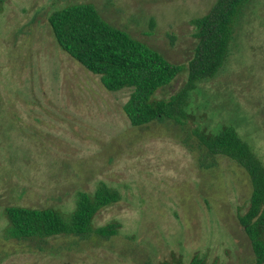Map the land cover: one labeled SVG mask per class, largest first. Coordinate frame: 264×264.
<instances>
[{
    "label": "rangeland",
    "instance_id": "obj_1",
    "mask_svg": "<svg viewBox=\"0 0 264 264\" xmlns=\"http://www.w3.org/2000/svg\"><path fill=\"white\" fill-rule=\"evenodd\" d=\"M215 0H4L0 5V264H253L237 214L251 193L245 171L226 157L203 169L193 128L234 127L264 163V0H249L235 26L223 69L190 98L194 123L131 126L127 89L110 92L54 40L48 16L91 3L104 20L174 64L187 65L196 45L191 20ZM180 73L157 92L168 98ZM190 134L189 148L185 139ZM99 182L120 201L94 218L118 222L109 238L5 240L6 207L69 212L79 191Z\"/></svg>",
    "mask_w": 264,
    "mask_h": 264
},
{
    "label": "trees",
    "instance_id": "obj_2",
    "mask_svg": "<svg viewBox=\"0 0 264 264\" xmlns=\"http://www.w3.org/2000/svg\"><path fill=\"white\" fill-rule=\"evenodd\" d=\"M59 1V0H53ZM249 0H215L203 16L192 19L196 45L187 65L171 63L160 52L133 38L102 18L91 3L71 4L48 16V24L59 48L85 70L99 76L110 92L127 89L123 112L133 127L170 121L178 126L194 123L189 110L192 93L199 84L213 79L224 67L243 9ZM4 0H0V5ZM186 72L181 88L168 98L157 92ZM194 148L203 169L214 166V157H226L247 174L251 193L245 212L237 214L253 254V264H264V163L234 127L223 125L216 133L205 128L191 129ZM190 134L185 139L189 148ZM119 191L99 182L92 193L79 191L74 208L63 212L54 208L6 207L5 240L41 244L55 237L109 238L120 224L110 222L95 227L94 218L102 209L120 201ZM160 264H207L206 257L194 254L186 263L172 257Z\"/></svg>",
    "mask_w": 264,
    "mask_h": 264
}]
</instances>
